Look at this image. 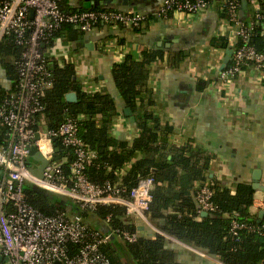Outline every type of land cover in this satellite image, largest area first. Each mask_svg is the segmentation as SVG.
Returning <instances> with one entry per match:
<instances>
[{
    "label": "built area",
    "instance_id": "1",
    "mask_svg": "<svg viewBox=\"0 0 264 264\" xmlns=\"http://www.w3.org/2000/svg\"><path fill=\"white\" fill-rule=\"evenodd\" d=\"M247 1L244 11L242 0H162L154 16L158 19H167L173 14L192 16L215 5L223 31L227 29L221 36L227 40V50L233 51L229 64L219 75L223 83L240 75L246 67L264 71V53H257L246 42L251 29L264 22V11H260L264 0ZM147 18L133 10L66 12L59 0H0V46L5 37L13 36L23 48L20 60L15 61L18 74L15 83L0 79V126L8 130L7 146L0 147V264H111L102 246L114 240L120 244L134 242L140 232L115 234L109 227L110 218L102 222L107 232L91 228L83 213L92 212L98 206L121 205L126 209L128 221L140 219L149 223L147 214L154 178L141 179L128 198L122 197L124 190L116 186H100L90 181L86 169L97 154L80 136V119L69 117L57 129L48 130L41 100L53 86L50 67L53 46L50 44L63 25H73L86 33L96 30L99 24L139 28ZM8 85L10 88L4 87ZM57 139L74 156L69 175L62 169V162L54 161ZM32 147L48 161L43 179L37 178L27 166L28 162L32 168L40 165L30 155ZM28 184L67 198L75 206V212L44 214L26 201ZM212 196L208 180L195 194L199 212L216 210ZM243 229L264 233V225L250 226L232 220L233 236H238ZM209 260L212 264H223L218 259L210 257Z\"/></svg>",
    "mask_w": 264,
    "mask_h": 264
},
{
    "label": "trees",
    "instance_id": "2",
    "mask_svg": "<svg viewBox=\"0 0 264 264\" xmlns=\"http://www.w3.org/2000/svg\"><path fill=\"white\" fill-rule=\"evenodd\" d=\"M60 4L66 12L84 10ZM260 11H264V2L260 4ZM134 30L141 31L142 26ZM64 33L70 40H78L83 32L73 25H63L50 45L53 46ZM246 42L257 53H264V22L251 29ZM242 43L240 40L239 44ZM213 45L226 48L227 40L224 37L214 38ZM22 52L23 48L16 44L13 36L5 37L0 46V79H7L8 84H14L17 80L15 61L20 60ZM184 58L183 51L170 52L165 58L161 50L150 49L142 50L139 57L126 54L123 60L114 64L112 74L115 85L132 111L140 131L132 142L118 140L111 133L118 114V105L112 95L107 91H83L76 81L75 65L68 62L61 64L52 58L53 86L41 99L46 127L55 130L69 117L80 119V136L86 146L97 154L87 167L86 175L97 185L110 184L124 190L121 193L124 198L129 197L141 179L154 178L155 186L147 217L163 234L223 264H264V233L243 229L235 237L230 232L234 219L250 226L264 225V217L260 219L250 214L256 190L253 184L242 182L231 188L209 180L206 174L213 160L211 153L196 150L190 143L173 146L160 141L173 128L150 109L156 103L148 86L150 67L163 59H167L171 67H177ZM72 92L77 95L74 103L66 100V95ZM7 143L8 130L1 125L0 147L7 146ZM55 144L59 151L55 152L54 161L62 162V169L69 175L74 161L72 151L64 148L60 139ZM138 152L145 154V157L133 163L134 155ZM129 164L130 168L126 169ZM208 180L213 190L211 201L216 210L202 216L195 194ZM40 191L30 184L26 185V201L46 215L68 211L59 199ZM125 214L124 206L108 205L84 212L83 217L91 228L101 230L93 226L91 218H98L102 222L110 218L109 227L115 234L137 233L138 226L128 221ZM163 234H156L153 238L139 235L136 241L124 244L114 240L102 246V250L111 264H130V259L133 264H211L198 254H183L189 257L188 262Z\"/></svg>",
    "mask_w": 264,
    "mask_h": 264
},
{
    "label": "crops",
    "instance_id": "3",
    "mask_svg": "<svg viewBox=\"0 0 264 264\" xmlns=\"http://www.w3.org/2000/svg\"><path fill=\"white\" fill-rule=\"evenodd\" d=\"M59 2L77 10L87 9L84 7L91 2L89 9L133 10L150 17L141 31L101 24L96 30L82 33L78 40H70L64 33L51 49L53 59L75 65L76 81L83 91H107L115 99L118 114L111 133L118 140L132 142L140 131L132 111L125 112L129 108L115 85L114 64L122 60L123 54L139 57L142 50H161L165 58L170 52H184L185 58L177 67H171L167 59L150 67L148 86L156 101L150 109L173 128L160 141L173 146L190 143L196 150L211 153L213 160L206 174L209 180L231 188L242 182L259 184L250 207V214L259 217L264 212V71L246 67L240 75L222 83L219 74L227 47L213 45V39L221 38V32L227 29L223 31L215 5L197 15L173 14L158 19L154 13L162 0L135 1L129 6H123L121 1L104 6L91 0ZM144 157L138 152L132 162ZM255 177L260 181H255ZM59 202L70 211L76 210L69 200L61 198ZM91 220L94 227L108 231L98 218ZM132 222L144 228L141 236L163 234L150 221ZM165 236L188 262V254H201L174 237Z\"/></svg>",
    "mask_w": 264,
    "mask_h": 264
},
{
    "label": "water",
    "instance_id": "4",
    "mask_svg": "<svg viewBox=\"0 0 264 264\" xmlns=\"http://www.w3.org/2000/svg\"><path fill=\"white\" fill-rule=\"evenodd\" d=\"M91 1L98 2L100 4V6H104L106 3L116 4L117 2L121 1L122 4H123V6H129L130 3H133L135 1H141V0H91ZM247 5H248V1L247 0H242V8H243L244 11L247 9ZM90 7H91V2H90V4L87 5V7L85 6L84 8L89 9ZM43 47H45V45H43ZM232 54H233V51L232 50H227L226 56H225V58L223 60V63L221 65V67H220V72H222L226 68V66L229 64ZM66 100L68 102H71V103L76 102L77 101V95H76V93L72 92V93L67 94L66 95ZM125 112L127 114H129V113L131 114V110L130 109H126ZM36 139L37 140L40 139V136L38 134L36 135ZM55 151L58 152L59 149L56 147L55 148ZM30 155L33 158V160L39 162L40 165H39V168H32V163L31 162H28L27 163V166L32 169L33 174L37 178L43 179L44 169L48 165V161L45 158H43V156L40 154V152H38V150H37L36 147H32L31 148ZM254 180L259 182L260 181V178L255 177ZM253 187L255 189H258L259 188V184H253ZM207 215H208L207 212H203L202 213V216H207ZM263 217H264V212H261L260 215H259V218L262 219ZM143 230H144L143 227H139L138 228V231L139 232L140 231H143ZM1 259L2 258L0 257V261H1Z\"/></svg>",
    "mask_w": 264,
    "mask_h": 264
},
{
    "label": "rangeland",
    "instance_id": "5",
    "mask_svg": "<svg viewBox=\"0 0 264 264\" xmlns=\"http://www.w3.org/2000/svg\"><path fill=\"white\" fill-rule=\"evenodd\" d=\"M37 164H38V163H37ZM37 164H36V165H37ZM40 192L45 193V192L42 191V190H41ZM49 196H50L51 198H53V199H59V200H61V198H60V197H57V195H55V194L50 193ZM66 199H67V198H66ZM139 221H140V219H139ZM119 241L122 242L121 239H120ZM198 255H200V256H202L203 258H205V259H207L208 261H210V260H209V258H210L209 256H206V255H204V254H198ZM210 263L212 264V262H210Z\"/></svg>",
    "mask_w": 264,
    "mask_h": 264
},
{
    "label": "bare ground",
    "instance_id": "6",
    "mask_svg": "<svg viewBox=\"0 0 264 264\" xmlns=\"http://www.w3.org/2000/svg\"><path fill=\"white\" fill-rule=\"evenodd\" d=\"M43 149L46 151V150H47V147H46V146H44V147H43Z\"/></svg>",
    "mask_w": 264,
    "mask_h": 264
}]
</instances>
